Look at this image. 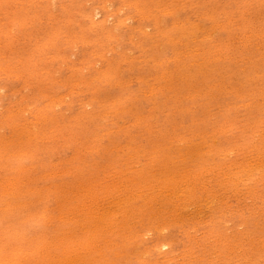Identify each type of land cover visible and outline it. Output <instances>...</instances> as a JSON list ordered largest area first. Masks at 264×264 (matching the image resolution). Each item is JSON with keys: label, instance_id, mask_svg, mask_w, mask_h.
I'll return each mask as SVG.
<instances>
[{"label": "rangeland", "instance_id": "rangeland-1", "mask_svg": "<svg viewBox=\"0 0 264 264\" xmlns=\"http://www.w3.org/2000/svg\"><path fill=\"white\" fill-rule=\"evenodd\" d=\"M263 99L264 0H0V264H264Z\"/></svg>", "mask_w": 264, "mask_h": 264}, {"label": "bare ground", "instance_id": "bare-ground-1", "mask_svg": "<svg viewBox=\"0 0 264 264\" xmlns=\"http://www.w3.org/2000/svg\"><path fill=\"white\" fill-rule=\"evenodd\" d=\"M20 1H21V0H20ZM22 1H23V0H22ZM32 1H33V0H32ZM48 1H49V0H48ZM111 1H112V0H111ZM15 2H16V1H15ZM27 4H29V3H27ZM85 6H86V5H85ZM32 7H33V6H32ZM107 8H109V7H107ZM110 12H111V11H110ZM52 13H53V12H52ZM117 13H118V12H117ZM126 16H127V15H126ZM126 16H125V18H126ZM145 16H146V15H145ZM145 16H144V17H145ZM174 16H175V15H174ZM93 17H94V16H93ZM33 18H34V17H33ZM73 19H74V18H73ZM82 20H83V19H82ZM82 20H81V21H82ZM128 20H129V19H128ZM157 20H158V19H157ZM110 22H111V21H110ZM124 22H125V20H124ZM158 22H159V21H158ZM107 23H108V22H107ZM69 24H71V22H70ZM84 24H85V23H84ZM203 24H204V23H203ZM148 28H149V27H148ZM157 29H158V28H157ZM143 31H144V30H143ZM55 32H56V31H55ZM115 32H116V31H115ZM118 37H119V36H118ZM118 37H117V38H118ZM181 37H182V36H181ZM174 38H175V37H174ZM158 42H159V41H158ZM190 42H191V41H190ZM157 44H158V43H157ZM8 47H9V46H8ZM192 49H193V48H192ZM73 50H74V49H73ZM180 50H181V49H180ZM158 51H159V49H158ZM198 52H199V50H198ZM190 53H191V52H190ZM216 53H217V52H216ZM40 54H41V53H40ZM141 54H142V53H141ZM194 54H195V53H194ZM106 55H107V54H106ZM220 55H221V54H220ZM18 56H19V55H18ZM55 57H56V56H54V58H55ZM164 57H165V56H164ZM226 58H227V57H226ZM140 59H141V58H140ZM48 60H49V58H48ZM50 60H51V59H50ZM175 60H176V59H175ZM63 62H64V61H63ZM92 63H93V62H92ZM101 63H102V62H101ZM152 65H153V64H152ZM189 66H190V65H189ZM203 66H204V65H203ZM199 67H200V66H199ZM2 68H3V67H2ZM77 70H79V69H77ZM165 70H166V69H165ZM4 71H5V70H4ZM42 71H43V70H42ZM107 71H108V70H107ZM15 72H16V71H15ZM54 76H55V75H54ZM107 76H108V75H107ZM161 76H162V75H161ZM16 77H18V75H17ZM142 78H143V77H142ZM73 82H74V81H73ZM78 82H79V81H78ZM67 83H68V82H67ZM20 86H21V85H20ZM154 86H155V85H154ZM228 86H229V85H228ZM236 86H237V85H236ZM165 87H166V86H165ZM17 88H18V87H17ZM153 89H154V88H153ZM161 89H162V88H161ZM220 89H221V88H220ZM12 90H13V89H12ZM14 90H15V89H14ZM50 91H51V90H50ZM154 91H155V90H154ZM57 92H58V91H57ZM152 92H153V91H152ZM212 92H213V90H212ZM68 93H69V92H68ZM144 93H145V92H144ZM60 94H61V93H60ZM105 94H106V93H105ZM148 94H149V93H148ZM64 95H65V94H64ZM186 96H187V95H186ZM186 96H185V97H186ZM221 96H222V95H221ZM53 97H54V96H53ZM94 97H95V96H94ZM25 98H26V97H25ZM57 100H58V99H57ZM263 100H264V99H263ZM0 101H1V100H0ZM262 102H263V101H262ZM88 103H89V102H88ZM56 105H57V104H56ZM136 105H137V104H136ZM133 106H134V105H133ZM87 107H88V106H87ZM184 108H185V107H184ZM16 110H17V109H16ZM152 114H153V113H152ZM167 115H168V114H167ZM73 116H74V115H73ZM107 116H108V115H107ZM192 119H193V118H192ZM150 120H151V119H150ZM29 123H30V122H29ZM95 124H96V123H95ZM132 124H133V123H132ZM102 125H103V124H102ZM174 126H175V125H174ZM200 127H201V126H200ZM64 129H65V128H64ZM157 129H158V128H157ZM168 129H169V128H168ZM168 129H167V130H168ZM159 130H160V129H159ZM70 131H71V130H70ZM152 131H153V130H152ZM55 132H56V131H55ZM106 132H107V131H106ZM11 134H12V133H11ZM64 134H65V133H64ZM198 134H199V133H198ZM33 136H34V135H33ZM42 136H43V135H42ZM212 137H213V136H212ZM97 138H98V137H97ZM40 139H43V138H40ZM20 140H21V139H20ZM31 140H32V138H31ZM77 142H78V141H77ZM92 144H93V143H92ZM48 145H49V144H48ZM113 145H114V144H113ZM185 146H186V145H185ZM81 148H82V147H81ZM263 148H264V147H263ZM104 149H105V148H104ZM6 150H7V149H6ZM94 150H95V149H94ZM184 150H185V149H184ZM27 151H30V150H27ZM121 151H122V150H121ZM20 153H21V152H20ZM198 155H199V154H198ZM74 157H75V156H74ZM167 159H168V158H167ZM194 159H195V158H194ZM237 159H238V158H237ZM65 161H66V160H65ZM146 161H147V160H146ZM247 161H249V160H247ZM234 162H235V161H234ZM134 163H135V162H134ZM202 163H203V162H202ZM256 163H257V161H256ZM54 164H55V163H54ZM129 164H130V163H129ZM194 164H195V163H194ZM247 164H248V163H247ZM251 164H252V163H251ZM109 165H110V164H109ZM242 165H243V164H242ZM255 165H256V164H255ZM60 166H61V165H60ZM112 166H113V165H112ZM150 166H151V165H150ZM178 166H179V165H178ZM232 166H233V165H232ZM22 167H23V166H22ZM25 167H27V166H25ZM29 167H30V166H29ZM33 167H34V166H33ZM136 167H137V166H136ZM242 167H243V166H242ZM249 167H250V166H249ZM255 167H256V166H255ZM258 167H260V166H258ZM163 168H164V167H163ZM243 168H244V167H243ZM253 168H254V167H253ZM24 169H25V168H24ZM229 169H230V168H229ZM258 169H259V168H258ZM148 170H149V169H148ZM245 170H246V169H245ZM256 170H257V169H256ZM109 171H110V170H109ZM247 171H248V169H247ZM257 171H258V170H257ZM74 172H75V171H74ZM165 172H166V171H165ZM249 172H250V171H249ZM70 173H71V172H70ZM76 173H77V172H76ZM118 173H119V172H118ZM169 173H170V172H169ZM250 173H251V172H250ZM8 174H9V173H8ZM46 174H47V173H46ZM46 174H45V175H46ZM52 174H53V173H52ZM138 174H139V173H138ZM155 174H156V173H155ZM175 174H177V173H175ZM93 175H95V174H93ZM167 175H168V174H167ZM242 175H243V174H242ZM8 176H9V175H8ZM8 176H7V177H8ZM169 176H170V175H169ZM172 176H174V174H173ZM34 177H35V176H34ZM43 177H44V176H43ZM84 177H85V176H84ZM96 177H97V176H96ZM237 177H238V176H237ZM24 178H25V177H24ZM182 178H183V177H182ZM238 178H239V177H238ZM238 178H237V179H238ZM2 179H3V178H2ZM5 179H6V178H5ZM12 179H15V178H12ZM115 179H116V178H115ZM187 179H188V178H187ZM246 179H247V178H246ZM25 180H26V179H25ZM90 180H91V179H90ZM112 180H113V179H112ZM119 180H120V179H119ZM124 180H125V179H124ZM1 181H2V180H1ZM3 181H4V180H3ZM26 181H27V180H26ZM64 181H65V180H64ZM110 181H111V180H110ZM135 181H136V180H135ZM140 181H141V180H140ZM227 181H228V180H227ZM236 181H239V180H236ZM240 181H241V180H240ZM13 182H15V180H14ZM81 182H82V181H81ZM147 182H148V181H147ZM22 183H23V182H22ZM58 183H59V182H58ZM58 183H57V184H58ZM78 183H79V182H78ZM113 183H114V182H113ZM126 183H127V182H126ZM235 183H236V182H235ZM238 183H239V182H238ZM15 184H16V182H15ZM82 184H83V183H82ZM90 184H91V183H90ZM97 184H98V183H97ZM103 184H104V183H103ZM117 184H118V183H117ZM120 184H121V183H120ZM136 184H137V183H136ZM139 184H141V183H139ZM166 184H167V183H166ZM232 184H233V183H232ZM1 185H3V184H1ZM45 185H46V184H45ZM47 185H48V184H47ZM50 185H51V184H50ZM63 185H64V184H63ZM79 185H80V184H79ZM122 185H123V184H122ZM237 185H239V184H237ZM237 185H236V186H237ZM85 186H86V184H85ZM94 186H95V185H94ZM145 186H146V185H145ZM9 187L11 188V185H10ZM14 187H16V186H14ZM20 187H21V186H20ZM91 187H92V186H91ZM142 187H143V186H141L140 188H142ZM30 188H31V187H30ZM69 188H70V187H69ZM95 188H96V187H95ZM7 189H8V188H7ZM11 189H12V188H11ZM11 189H9V190L12 191ZM13 189H15V188H13ZM37 189H38V187H37ZM93 189H94V187H93ZM153 189H154V188H153ZM163 189H164V188H163ZM32 190H33V189H32ZM32 190H31V191H32ZM83 190H84V189H83ZM160 190H161V189H160ZM57 191H58V190H57ZM79 191H81V190H79ZM88 191H89V189H88ZM120 191H121V190H120ZM122 191H123V189H122ZM142 191H143V190H142ZM146 191H147V190H146ZM178 191H179V190H178ZM251 191H252V189H251ZM60 192H61V191H60ZM184 192H185V191H184ZM219 192H220V191H219ZM1 193H2V192H1ZM97 193H98V192H97ZM103 193H104V192H103ZM105 193H106V192H105ZM122 193H123V192H122ZM132 193H133V192H132ZM154 193H155V192H154ZM167 193H168V192H167ZM173 193H174V191H173ZM180 193H181V192H180ZM220 193H221V192H220ZM3 194H4V193H3ZM23 194H24V193H23ZM184 194H185V193H184ZM184 194H183V195H184ZM207 194H208V193H207ZM215 194H216V193H215ZM15 195H17V194H15ZM21 195H22V193H21ZM67 195H68V194H67ZM153 195H154V194H153ZM211 195H212V194H211ZM119 196H120V195H119ZM119 196H117V197H119ZM123 196H124V195H123ZM155 196H156V194H155ZM165 196H166V195H165ZM189 196H190V195H189ZM127 197H128V196H127ZM158 197H159V196H158ZM160 197H161V196H160ZM167 197H168V196H167ZM180 197H181V196H180ZM217 197H218V196H217ZM85 198H86V197H85ZM85 198H84V199H85ZM94 198H95V197H94ZM150 198H151V197H150ZM150 198H147V199H150ZM161 198H162V197H161ZM168 198H170V197H168ZM199 198H200V197H199ZM211 198H212V197H211ZM40 199H41V198H40ZM60 199H62V198H60ZM123 199H124V198H123ZM127 199H128V198H127ZM133 199H134V198H133ZM165 199H166V198H165ZM173 199H174V198H173ZM176 199H177V198H176ZM171 200H172V198H171ZM10 201H11V200H10ZM22 201H23V200H22ZM24 201H25V200H24ZM28 201H29V200H28ZM31 201H32V200H31ZM39 201H40V200H39ZM88 201H89V200H88ZM125 201H126V200H125ZM146 201H147V200H146ZM164 201H165V200H164ZM184 201H185V200H184ZM64 202H66V201H64ZM69 202H71V201H69ZM69 202H68V203H69ZM112 202H113V201H112ZM129 202H130V201H129ZM175 202H176V201H175ZM175 202H174V203H175ZM186 202H187V201H186ZM18 203H19V202H18ZM18 203H16V204H18ZM58 203H59V202H58ZM61 203H62V202H61ZM61 203H60V204H61ZM84 203H85V202H84ZM84 203H83V204H84ZM113 203H114V202H113ZM126 203H127V202H126ZM150 203H151V202H150ZM152 203H153V202H152ZM204 203H205V202H204ZM5 204H6V203H5ZM7 204H8V203H7ZM20 204H23V203H20ZM34 204H35V203H34ZM79 204H80V203H79ZM79 204H78V202H77V206H78ZM93 204H94V203H93ZM110 204H111V203H110ZM118 204H119V203H118ZM122 204H123V202H122ZM139 204H141V203H139ZM165 204H166V203H165ZM168 204H169V203H168ZM176 204H177V203H176ZM219 204H220V203H219ZM28 205H29V204H28ZM65 205H66V204H65ZM124 205H125V203L123 204V206H124ZM197 205H198V204H197ZM1 206H2V205H0V207H1ZM3 206H5V205H3ZM6 206H8V205H6ZM6 206H5V207H6ZM63 206H64V205H63ZM63 206H62V207H63ZM86 206H87V205H86ZM91 206H92V205H91ZM120 206H121V205H120ZM172 206H173V205H172ZM9 207H11L10 204H9V206H8L7 208H9ZM39 207H40V206H39ZM62 207H61V208H62ZM75 207H76V206H75ZM81 207H82V206H81ZM81 207H80V209H81ZM92 207L94 208V206H92ZM127 207H128V206H127ZM154 207H155V206H154ZM180 207H181V206H180ZM185 207H186V206H185ZM1 208H2V207H1ZM3 208H4V207H3ZM66 208H67V207H66ZM70 208L74 210V211H71V212H75V211H77V210L79 209V208H78V209L76 210L77 207L74 209V207H72V206H71ZM128 208H129V207H128ZM11 209H12V207H11ZM57 209H59V208H57ZM71 209H69V210H71ZM85 209H86V208H85ZM89 209H90V208H89ZM89 209H88V210H89ZM91 209H92V208H91ZM105 209H106V208H105ZM105 209H103V212H102V213L105 212V211H104ZM155 209H156V208H155ZM158 209H159V208H158ZM167 209H168V208H167ZM167 209H166V211H167ZM172 209H173V208H172ZM66 210H67V209H65V211H66ZM82 210H83V209H82ZM96 210H98V209H96ZM96 210H95V211H96ZM109 210H110V209H109ZM111 210H112V209H111ZM126 210H127V209H126ZM128 210H129V209H128ZM159 210H160V209H159ZM169 210H170V209H169ZM181 210H182V209H181ZM15 211H16V210H15ZM78 211H80V210H78ZM84 211H85V210H84ZM142 211H143V210H142ZM196 211H197V210H196ZM68 212H69V211H68ZM71 212H69V214H71ZM90 212H91V210H90ZM113 212H114V211H113ZM118 212H119V211H118ZM65 213H67V212H65ZM75 213H76V212H75ZM78 213H80V212H78ZM87 213H88V212H87ZM91 213H92V212H91ZM93 213H94V212H93ZM96 213H97V212H95L94 214H96ZM109 213H110V211H109ZM158 213H159V212H158ZM161 213H162V211H161ZM38 214H39V213H38ZM67 214H68V213H67ZM72 214H73V213H72ZM88 214H90V213H88ZM88 214H85V215H88ZM98 214H99V213H97L96 216H98ZM100 214H101V213H100ZM114 214H115V213H114ZM150 214H151V213H150ZM159 214H160V213H159ZM159 214H158V215H159ZM53 215H54V214H53ZM74 215H77V214H74ZM117 215H118V214H117ZM148 215H149V214H148ZM151 215H152V214H151ZM160 215H161V214H160ZM165 215H166V214H165ZM69 216H72V215H69ZM101 216H102V215H101ZM141 216H142V215H141ZM63 217H64L65 219H68V220H69V218H67V217H65V216H63ZM74 217H75V216H74ZM76 217H78V216H76ZM76 217H75V218H76ZM82 217H84V216H82ZM98 217H99V216H98ZM154 217H155V216H154ZM163 217H164V216H163ZM197 217H198V216H197ZM31 218H32V217H31ZM80 218H81V216H80ZM92 218L95 219V217H92ZM92 218H91V219H92ZM100 218H102V217H100ZM118 218H119V215H118ZM140 218H141V217H140ZM181 218H182V217H181ZM193 218H194V217H193ZM27 219H28V218H27ZM27 219H26V220H27ZM62 219H63V218H62ZM72 219H73V218H72ZM120 219H121V216H120ZM160 219H161V218H160ZM160 219H159V220H160ZM198 219H199V218H198ZM53 220H54V219H53ZM53 220H52V221H53ZM68 220H67V221H68ZM75 220H76V219H75ZM77 220H79V219H77ZM97 220H99V219L97 218ZM100 220H102V219H100ZM100 220H99L98 222H99L100 224L103 225V224L105 223V221H103L104 223H101L102 221H100ZM105 220H106V219H105ZM117 220H118V219H117ZM126 220H127V219H126ZM132 220H134V219H132ZM27 221H28V220H27ZM92 221H93V220H92ZM95 221H96V220H94V223H95ZM156 221H157V220H156ZM182 221H183V219H182ZM65 222H66V220H65ZM65 222H64V220H63V223H65ZM76 222H77V221H76ZM106 222H107V221H106ZM109 222H110V221H109ZM114 222H115V221H114ZM114 222H113V223H114ZM119 222H120V221H119ZM162 222H163V221H162ZM183 222H184V221H183ZM24 223H25V222H24ZM82 223H83V222H82ZM99 223H98V224H99ZM145 223H146V222H145ZM170 223H171V222H170ZM170 223L168 222V224H170ZM211 223H212V222H211ZM61 224H62V223H61ZM106 224H107V223H106ZM108 224H109V223H108ZM108 224H107V225H108ZM120 224H121V223H120ZM158 224H159V223H158ZM79 225H80V224L78 223V226H79ZM147 225H148V224H147ZM170 225H171V224H170ZM74 226H75V225H74ZM81 226H83V225L81 224ZM114 226H115V225H114ZM142 226H143V225H142ZM167 226H168V225H167ZM0 227H1V226H0ZM61 227H63V226H61ZM64 227H65V226H64ZM69 227H70V226H69ZM76 227H77V226H76ZM93 227H94V226H93ZM109 227H110V226H109ZM115 227H116V226H115ZM155 227H156V226H155ZM168 227H170V226H168ZM84 228H85V227H84ZM86 228H88V226H86ZM91 228H92V227H91ZM162 228H163V226H162ZM184 228H185V227H184ZM1 229H2V228H1ZM26 229H27V228H26ZM89 229H90V228H89ZM102 229H103V227H102ZM120 229H121V228H120ZM125 229H126V228H125ZM125 229H124V230H125ZM213 229H214V228H213ZM68 230H69V229H68ZM81 230H82V229H81ZM81 230H80V231H81ZM107 230H108V229H107ZM107 230H106V231H107ZM162 230H163V229H162ZM80 231H78V232H80ZM100 231H101V230H100ZM104 231H105V229H104ZM104 231H101V233H102V232L104 233ZM184 231H185V230H184ZM115 232H116V231H115ZM146 232H147V231H146ZM163 232H164V231H163ZM165 232H166V231H165ZM64 233H65V232H64ZM72 233H75V231L72 232ZM88 233H89V232H88ZM88 233H87V234H88ZM101 233H100V234H101ZM103 233H102V234H103ZM178 233H179V232H178ZM91 234H92V233H91ZM102 234H101V235H102ZM2 235H3V234H2ZM101 235H100V236H101ZM192 235H193V234H192ZM65 236H66V235H65ZM72 236H73V235H72ZM89 236H90V235H89ZM100 236H99V237H100ZM145 236H146V235H145ZM164 236H165V235H164ZM5 237H6V236H4V238H5ZM92 237H93V236H92ZM4 238H3V239H4ZM47 238H48V237H47ZM71 238H72V237H71ZM180 238H181V237H180ZM230 238H231V237H230ZM3 239H2V240H3ZM62 239H63V238H62ZM137 239H138V238H137ZM78 240H79V242H80V239H78ZM78 240H77V241H78ZM84 240H85V239H84ZM93 240H94V239H93ZM175 240H176V239H175ZM188 240H189V239H188ZM75 241H76V239H75ZM75 241H74V242H75ZM97 241H98V239H97ZM104 241H105V239H104ZM180 241H181V240H180ZM72 242H73V241H72ZM94 242H95V241H94ZM133 242H134V241H133ZM196 242H197V241H196ZM136 243H137V242H136ZM139 243H140V242H139ZM167 243H168V242H167ZM133 244H134V243H133ZM172 244H173V243H172ZM75 245H76V244H75ZM112 245H114V244H112ZM170 245H171V244H170ZM201 245H202V244H201ZM14 246H15V245H14ZM159 246H160V245H159ZM159 246H158V247H159ZM166 246H167V245H166ZM257 246H258V245H257ZM6 247H7V246H6ZM52 247H54V246H52ZM55 247H56V246H55ZM91 247H92V246H91ZM133 247H134V246H133ZM163 247H164V245H163ZM189 247H190V246H189ZM189 247H188V248H189ZM87 248H88V247H87ZM170 248H171V247H169V250H171ZM64 249H65V248H64ZM64 249H63V251H64ZM89 249H90V248H89ZM163 249H164V248H163ZM184 249H185V247H184ZM39 250L41 251V249H39ZM93 250H94V249H93ZM148 250H149V249H148ZM161 250H162V249H161ZM164 250H165V249H164ZM72 251H73V250L69 251V253L72 252ZM91 251H92V250H91ZM100 251H101V250H100ZM174 251H175V250H174ZM187 251H188V250H187ZM187 251H186V252H187ZM251 251H252V250H251ZM251 251H250V252H251ZM53 252H54V251H52L51 253H53ZM158 252H159V251H158ZM69 253H68V254H69ZM76 253H77V252H76ZM135 253H137V252H135ZM173 253H174V252H173ZM173 253H172V254H173ZM48 254H49V253H48ZM53 254H54V253H53ZM65 254H66V253H65ZM160 254H162V253H160ZM160 254H159V256H160ZM187 254H188V253H187ZM187 254H186V255H187ZM199 254H200V253H199ZM116 255H117V254H116ZM150 255H151V253H150ZM61 256H63V254H62ZM77 256H78V255H77ZM118 256H119V255H118ZM165 256H166V255H165ZM175 256H176V255H175ZM66 257H67V256H66ZM150 257H151V256H150ZM170 257H171V256H170ZM185 257H186V256H185ZM64 258H65V257H64ZM142 258H143V257H142ZM167 258H168V255H167ZM202 258H203V257H202ZM56 259H58V258H56ZM76 259H77V257H76ZM82 259H83V258H82ZM199 259H200V258H199ZM5 260H6V259H5ZM8 260H9V259H8ZM72 260H74V259H72ZM152 260H153V259H152ZM158 260H160V259H158ZM158 260H157V261H158ZM172 260H173V259H172ZM259 260H260V259H259ZM0 261H1V260H0ZM9 261H11V260H9ZM77 261H78V260H77ZM112 261H113V260H112ZM167 261H168V260H167ZM1 262H2V261H1ZM63 262H64V261H63ZM67 262H68V261H67ZM74 262H76V261H74ZM90 262H91V261H90ZM10 263H12V262H9L8 264H10ZM42 263H43V262H42ZM68 263H69V262H68ZM71 263H72V262H71ZM71 263H69V264H71ZM77 263L79 264V262H77ZM149 263H150V262H149ZM168 263H169V262H168ZM26 264H27V263H26ZM43 264H44V263H43ZM59 264H62V263L59 262ZM63 264H64V263H63ZM151 264H152V263H151ZM192 264H193V263H192ZM194 264H195V263H194ZM197 264H198V262H197ZM202 264H203V263H202Z\"/></svg>", "mask_w": 264, "mask_h": 264}]
</instances>
